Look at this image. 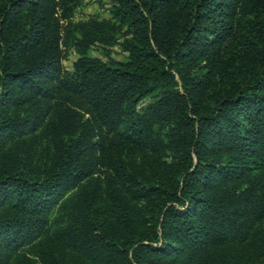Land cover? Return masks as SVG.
I'll return each mask as SVG.
<instances>
[{"label":"trees","instance_id":"16d2710c","mask_svg":"<svg viewBox=\"0 0 264 264\" xmlns=\"http://www.w3.org/2000/svg\"><path fill=\"white\" fill-rule=\"evenodd\" d=\"M80 1L0 0V264H264V0Z\"/></svg>","mask_w":264,"mask_h":264},{"label":"rangeland","instance_id":"374dc122","mask_svg":"<svg viewBox=\"0 0 264 264\" xmlns=\"http://www.w3.org/2000/svg\"><path fill=\"white\" fill-rule=\"evenodd\" d=\"M110 7L111 0H81L77 6L72 8L69 17L65 20H61L60 23L64 25L67 22L77 23L89 20H95L97 22L111 21ZM118 42L114 44L94 43L88 48L86 53L88 56L96 57L103 61H124L126 59V53L120 49ZM61 49V65L64 69L69 70L73 60L77 58V54L74 49L69 46H61ZM147 102H149V100L139 102L136 105V109L144 106ZM70 192H68V194H70ZM53 211L54 210L51 212ZM31 247L32 246H27L23 249L26 252L31 253Z\"/></svg>","mask_w":264,"mask_h":264}]
</instances>
